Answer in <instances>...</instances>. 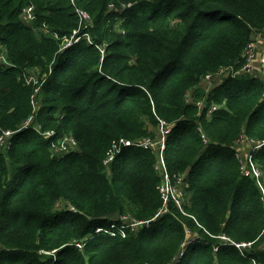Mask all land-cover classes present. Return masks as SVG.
Returning <instances> with one entry per match:
<instances>
[{
  "label": "trees",
  "instance_id": "16d2710c",
  "mask_svg": "<svg viewBox=\"0 0 264 264\" xmlns=\"http://www.w3.org/2000/svg\"><path fill=\"white\" fill-rule=\"evenodd\" d=\"M77 7L92 43L60 51ZM263 33L264 0H0L11 62L0 69V135L30 120L0 145V264H264V82L241 72ZM160 119L172 124L165 167L184 191L165 211L157 148L113 149L156 139ZM65 136L77 146L61 150ZM241 138L260 178L242 168ZM112 223L126 236L95 234ZM222 234L252 246L243 255Z\"/></svg>",
  "mask_w": 264,
  "mask_h": 264
},
{
  "label": "built area",
  "instance_id": "2783aa9c",
  "mask_svg": "<svg viewBox=\"0 0 264 264\" xmlns=\"http://www.w3.org/2000/svg\"><path fill=\"white\" fill-rule=\"evenodd\" d=\"M76 13L80 17L79 27H78V29L74 30V32L72 33L71 36L65 37L63 39L62 46H61L60 50L69 48L84 38H86L90 43H92V40L90 37V32L87 30L90 25L86 26V22L90 18L89 13L86 10H83L81 8H76ZM23 16H24L25 22L29 23V22L33 21L36 17L35 12H34V7L28 6L26 9H24ZM261 36H264V33L256 35L257 39ZM244 54L246 57V62L243 65V67L241 68V72L243 74H248V75L251 74V75H254L256 77H258L260 75V77L262 78V80L264 82V53L262 55L261 64L259 65V74H255V70H256V68H258L256 63H255V59L257 58V55H258L256 42H249L245 48ZM9 65H11V62L9 61L7 55L4 52H0V69L5 68V66H9ZM230 68L231 67H225V68L220 69V71L218 73L208 74L205 79L207 82H209V84H211L214 76H217L218 74H220V72H222L225 69L228 70L229 72H231ZM27 82L33 83L34 85H36L39 82V80L35 76L30 75L27 77ZM39 90L40 89L38 87L35 88V92H37ZM214 108L215 107H212L211 110H214ZM29 123H30V120L27 121L25 123V126H23V127H29ZM158 127L160 130V136L157 137L156 139H154L153 137H147V138H144V139L139 140V141H132L129 139L121 138L119 140L114 141L113 149L117 153V152H120L122 148L129 147V146L142 147L144 149L157 148V150H158L157 168L159 171H161L162 178H163V181L160 184L159 189H160L162 198L164 200L165 208L163 211H165L167 209V204H168V201H170V199L175 200L179 206H182L183 189L181 187L182 179L179 178V180L176 183L172 182L170 175L167 172L166 167H165L164 151L166 150L167 145H168L169 135H170L171 130H172V124L168 123L167 121H165L163 119H160ZM40 128H41V126L38 125V129H40ZM14 133H15V131H11V130L4 131L0 135V145L4 146L6 144L7 139L10 138ZM43 134L52 135V132L49 131V132H46ZM241 139L243 141H241ZM241 139L238 141V143L244 145L247 140H246V138H241ZM57 143H58L59 148L61 150H68L69 148H74L77 146L76 140L73 137H68V136H65V137L59 139V141ZM54 146L57 147L55 144H54ZM112 157L113 156L108 158L107 162L111 161L113 159ZM241 161H242V168L244 169L246 174H253L255 176H258V178H260L263 175V172H261L260 169L255 167V165L252 161V155L251 154H250L248 159H244V160L242 159ZM249 161H250L252 167H254L253 169H250L248 167ZM258 185L261 189V193H262V196L264 198V184L260 182ZM123 219H126V217L124 216ZM149 221L150 220L141 221L138 224H146L147 225L149 223ZM133 226H136V225L133 224ZM190 232L191 231L188 230L189 234H190ZM95 234H109L111 236H117L118 234H121L122 236H126V226L124 224L119 225L117 223H112L109 227H107V226L106 227H98L96 229ZM218 238L224 243H229V244L235 245L242 252L243 255H246L247 252H245V250L251 248V246H252L251 242H236L225 234L219 235ZM193 240H195V238L190 237L187 240L184 247L186 248L187 245ZM75 244L77 245V247L83 248L85 245V242L84 243L83 242H75ZM218 248H219L218 246H214L215 251H217Z\"/></svg>",
  "mask_w": 264,
  "mask_h": 264
},
{
  "label": "rangeland",
  "instance_id": "374dc122",
  "mask_svg": "<svg viewBox=\"0 0 264 264\" xmlns=\"http://www.w3.org/2000/svg\"><path fill=\"white\" fill-rule=\"evenodd\" d=\"M110 8H114V5L113 4H110ZM90 15V14H89ZM92 18L90 16L89 20L86 22V26L87 25H91L92 26ZM93 28V27H92ZM40 32H42L43 35L47 34L49 29L46 28V27H41V29L39 30ZM40 35V33H38ZM255 42H256V46H257V58L255 59V63L257 65L258 68H256L255 70V74H259V65L261 64V59H262V55L264 53V36H261L259 37L257 40L255 39ZM229 71L228 70H223L222 72H220V74H218L217 76H214L213 79H212V82L210 85H216L218 82H220L223 78H225L227 75H229ZM33 75H38V72H33L31 73ZM208 80V79H207ZM203 107V103L201 105V108ZM154 130H157L158 133H157V136L156 137H159L160 136V130H159V127L157 126V129L154 128ZM241 141H243L241 139ZM258 146H261V144H258L257 146L255 147H258ZM234 149H237L238 151V154L241 156V158L244 160V159H248L249 156H250V151L251 149H253V145H252V140L249 141V144H240V143H235L234 144ZM57 151H59L58 148H56ZM70 150V149H69ZM183 196H184V191H183ZM57 210H65L67 209V207L65 206L64 203L60 202L57 204ZM130 213V212H129Z\"/></svg>",
  "mask_w": 264,
  "mask_h": 264
},
{
  "label": "clouds",
  "instance_id": "9594fccd",
  "mask_svg": "<svg viewBox=\"0 0 264 264\" xmlns=\"http://www.w3.org/2000/svg\"><path fill=\"white\" fill-rule=\"evenodd\" d=\"M77 8H79V7H77ZM81 9H82V8H81ZM83 10H84V9H83ZM75 30H76V29H75ZM89 32H90V31H89ZM81 40H82V39H81ZM81 40H80V41H81ZM80 41H79V42H80ZM75 44H76V43H75ZM63 50H64V49H63ZM60 51H61V50H60ZM22 129H24V127L20 128V129H18V130H15V133H17L18 131H20V130H22ZM15 133H14V134H15ZM14 134H13V135H14ZM247 253H248V252H247Z\"/></svg>",
  "mask_w": 264,
  "mask_h": 264
}]
</instances>
